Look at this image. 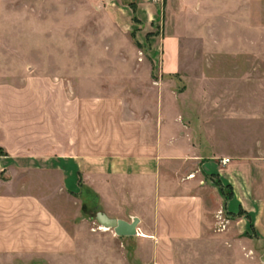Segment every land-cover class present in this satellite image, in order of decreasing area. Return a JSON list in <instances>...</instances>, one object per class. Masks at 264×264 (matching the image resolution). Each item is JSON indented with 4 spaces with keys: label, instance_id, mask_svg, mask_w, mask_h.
Returning <instances> with one entry per match:
<instances>
[{
    "label": "crops",
    "instance_id": "crops-1",
    "mask_svg": "<svg viewBox=\"0 0 264 264\" xmlns=\"http://www.w3.org/2000/svg\"><path fill=\"white\" fill-rule=\"evenodd\" d=\"M0 150V264H73L88 204L155 264H264V0H0Z\"/></svg>",
    "mask_w": 264,
    "mask_h": 264
},
{
    "label": "rangeland",
    "instance_id": "rangeland-1",
    "mask_svg": "<svg viewBox=\"0 0 264 264\" xmlns=\"http://www.w3.org/2000/svg\"><path fill=\"white\" fill-rule=\"evenodd\" d=\"M100 11L105 12L106 7L103 8L101 5L88 6L89 14ZM90 40H94V38H89ZM129 40L139 43L138 37L136 38L133 34L130 35ZM149 44L147 40V45ZM142 49H149V47L145 46ZM0 178L5 180L6 175L1 173ZM73 210L71 232L77 242V248L74 252L77 261L74 260L73 264H85L84 261H80L79 256L83 253L89 255L87 264H155L151 256V246L146 244L140 236H118L113 229L104 230L100 226L95 217L96 212L100 210L99 207L88 204L86 208L79 211L78 206L75 205ZM80 222H87L86 230L80 226ZM220 223V227L223 229L227 220H220ZM85 235L86 238L83 239Z\"/></svg>",
    "mask_w": 264,
    "mask_h": 264
},
{
    "label": "water",
    "instance_id": "water-1",
    "mask_svg": "<svg viewBox=\"0 0 264 264\" xmlns=\"http://www.w3.org/2000/svg\"><path fill=\"white\" fill-rule=\"evenodd\" d=\"M95 217L101 226L113 229L118 236H135L139 233L137 226L140 219L137 216H133L129 221L122 218L111 217L103 211H98Z\"/></svg>",
    "mask_w": 264,
    "mask_h": 264
},
{
    "label": "built area",
    "instance_id": "built-area-1",
    "mask_svg": "<svg viewBox=\"0 0 264 264\" xmlns=\"http://www.w3.org/2000/svg\"><path fill=\"white\" fill-rule=\"evenodd\" d=\"M142 1H152V0H142ZM229 161H230L229 158H226V159H223V160H222L223 163H226V162H229Z\"/></svg>",
    "mask_w": 264,
    "mask_h": 264
},
{
    "label": "bare ground",
    "instance_id": "bare-ground-1",
    "mask_svg": "<svg viewBox=\"0 0 264 264\" xmlns=\"http://www.w3.org/2000/svg\"><path fill=\"white\" fill-rule=\"evenodd\" d=\"M102 228H103L104 230L110 229V228H108V227H104V226H102ZM142 236H145V235L142 234Z\"/></svg>",
    "mask_w": 264,
    "mask_h": 264
},
{
    "label": "trees",
    "instance_id": "trees-1",
    "mask_svg": "<svg viewBox=\"0 0 264 264\" xmlns=\"http://www.w3.org/2000/svg\"><path fill=\"white\" fill-rule=\"evenodd\" d=\"M2 151L0 150V153H1Z\"/></svg>",
    "mask_w": 264,
    "mask_h": 264
}]
</instances>
